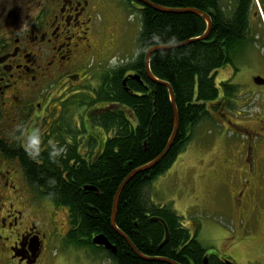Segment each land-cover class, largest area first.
I'll return each mask as SVG.
<instances>
[{
    "label": "flooded vegetation",
    "instance_id": "af4514ba",
    "mask_svg": "<svg viewBox=\"0 0 264 264\" xmlns=\"http://www.w3.org/2000/svg\"><path fill=\"white\" fill-rule=\"evenodd\" d=\"M217 1L225 13H247L249 43L260 48L250 111L222 87L216 110L209 105L211 118L232 132L237 164L221 185L229 194L238 189L231 205L233 237L248 242L264 225V0ZM124 7L141 8L135 0H0V264H52L60 253L69 221L63 225L62 207L32 186L20 156L44 158L53 146L63 147L55 158L69 154L74 164L79 154L102 149L106 134L96 133L93 120L111 104L95 99L102 75L122 64L105 60L115 43L108 38L107 48L102 30L106 17ZM130 75L138 73L125 78ZM33 130L39 138L35 157L28 143Z\"/></svg>",
    "mask_w": 264,
    "mask_h": 264
},
{
    "label": "trees",
    "instance_id": "16d2710c",
    "mask_svg": "<svg viewBox=\"0 0 264 264\" xmlns=\"http://www.w3.org/2000/svg\"><path fill=\"white\" fill-rule=\"evenodd\" d=\"M172 10L198 9L211 17L207 39H198L207 29L206 20L192 13H170L139 3L141 31L139 52L133 61L102 75V85L95 102L111 106L104 114L96 113L93 123L106 134L103 147L91 155H78L74 164L68 157L61 160L20 156L24 173L41 196L68 212L70 232L64 244L105 255L115 264H229L228 258L208 254L171 204H156L148 186L165 174L194 136L203 120L210 119V109L219 98L216 73L228 65L236 70L235 60L249 43L247 13H225L217 0H148ZM191 41V42H189ZM189 42V43H187ZM153 47H169L153 52L150 69L153 75L170 84L175 95L179 129L166 156L152 169L134 176L124 187L118 202L116 226L144 256L134 253L111 225L114 196L135 169L156 159L164 150L174 128V112L168 89L150 81L145 72V54ZM136 72L141 82L124 78ZM221 87L232 96L238 86L230 80ZM99 131V130H98ZM97 133V132H96ZM97 147V141L94 139ZM94 149V147H93ZM62 163V165L60 164ZM54 179V183L51 179ZM92 186L96 190H88ZM161 218L165 229L152 218ZM105 235L116 247V253L93 244V237ZM97 254V255H96Z\"/></svg>",
    "mask_w": 264,
    "mask_h": 264
},
{
    "label": "rangeland",
    "instance_id": "374dc122",
    "mask_svg": "<svg viewBox=\"0 0 264 264\" xmlns=\"http://www.w3.org/2000/svg\"><path fill=\"white\" fill-rule=\"evenodd\" d=\"M115 16H107L103 24L104 44L109 48L108 38L115 43L114 48L105 55V60L118 64L133 61L139 52V11L124 7ZM114 30L117 31L116 35H112ZM250 36L253 38V34ZM259 54L260 48L252 42L248 43L235 60L238 69L228 65L219 69L215 78L219 88L222 82L228 80L237 85L234 97L229 98L234 103L247 106L249 111L251 76L259 69ZM208 108L211 109L209 105ZM96 132H99L98 129ZM231 140L232 132L222 128L213 118L203 120L195 129L185 152L171 169L148 186V192L154 203L171 204L182 217L183 225L192 233L198 231V240L208 254H218L235 264H263L264 258L261 263L256 258L264 257V240L258 238L259 235L264 238V225L257 231V239L247 242L233 237L237 224L232 219L231 205L238 189H233V194H229L221 185L228 180V176L231 178L237 164L235 155L230 151ZM238 177V183L244 182L243 175ZM58 217L66 225L67 209L61 208ZM59 252L52 264H115L104 254L95 256L86 249L65 244Z\"/></svg>",
    "mask_w": 264,
    "mask_h": 264
},
{
    "label": "water",
    "instance_id": "95a60500",
    "mask_svg": "<svg viewBox=\"0 0 264 264\" xmlns=\"http://www.w3.org/2000/svg\"><path fill=\"white\" fill-rule=\"evenodd\" d=\"M136 2L138 3H142L146 6H149L155 10H158V11H162V12H170V13H192V14H195V15H198V16H201L203 17L206 22H207V29H206V32L201 36L199 37L198 39L202 40V39H207L209 37V34H210V31H211V18L210 16L201 11V10H198V9H184V10H172V9H166V8H162L158 5H155L153 3H151L150 1L148 0H135ZM191 42V41H189ZM187 42V43H189ZM166 48H169V47H153V48H150L146 54H145V72H146V75L148 77V79L154 83H157V84H160V85H163L165 86L168 91H169V94H170V98H171V103H172V108H173V112H174V128H173V132L171 134V137L169 138L164 150L162 151V153L156 158L154 159L153 161H151L150 163L142 166V167H139L137 169H135L134 171H132L127 177L126 179L122 182V184L120 185V187L118 188L115 196H114V202H113V210H112V217H111V225L113 227V229L117 232V234L119 236H121L122 238L125 239V241L128 243V245L131 247V249L134 251V253L136 255H138L139 257L141 258H144V256L136 249V247L133 245V243L131 242V240L124 234L122 233L116 226V215H117V208H118V202H119V198H120V195L124 189V187L126 186V184L134 177L136 176L137 174L139 173H143V172H146L150 169H152L153 167H155L165 156L166 154L168 153V151L170 150V148L172 147L174 141H175V138L177 136V133H178V129H179V117H178V111H177V108H176V105H175V95H174V91L172 89V87L170 86L169 83L165 82V81H161L159 79H157L151 69H150V58H151V54L157 50H161V49H166ZM130 78L134 79V80H137L139 82H141V77L139 75H130L129 76ZM125 78L124 79V84L126 83V80L129 78ZM86 189L88 190H96L94 187L92 186H86ZM153 221H156V222H160L164 229H165V240L163 241V243L161 245H164L167 240H168V237H169V231H168V227L166 225V223L164 222V220H162L161 218H152ZM93 244L97 245V246H101V247H104L106 250L112 252L113 254L116 253V247L111 244V242L108 240V238L103 235V234H99V235H96L93 237ZM161 261H164L166 263H169V264H178L177 262L175 261H172V260H167V259H162ZM229 264H233L231 262L228 261ZM204 264H208V260L207 258L205 259L204 261Z\"/></svg>",
    "mask_w": 264,
    "mask_h": 264
},
{
    "label": "clouds",
    "instance_id": "9594fccd",
    "mask_svg": "<svg viewBox=\"0 0 264 264\" xmlns=\"http://www.w3.org/2000/svg\"><path fill=\"white\" fill-rule=\"evenodd\" d=\"M28 143L33 146L34 151L30 153L33 157L38 153V148L36 147L39 144V138L36 134V130H33L32 133L29 134ZM64 151L63 147L57 149L55 146H53V150L50 153V158H54L58 155H60ZM51 182H55L54 179L50 178Z\"/></svg>",
    "mask_w": 264,
    "mask_h": 264
},
{
    "label": "crops",
    "instance_id": "0c3cea01",
    "mask_svg": "<svg viewBox=\"0 0 264 264\" xmlns=\"http://www.w3.org/2000/svg\"><path fill=\"white\" fill-rule=\"evenodd\" d=\"M184 152H185V151L181 152V153L178 155V157H179L180 155H182ZM178 157H177V159H178ZM177 159H176V161H177ZM176 161H175V162H176ZM174 164H175V163H174ZM174 164H173V165H174ZM173 165H172V166H173ZM171 168H172V167H171ZM171 168H170V169H171Z\"/></svg>",
    "mask_w": 264,
    "mask_h": 264
},
{
    "label": "bare ground",
    "instance_id": "6f19581e",
    "mask_svg": "<svg viewBox=\"0 0 264 264\" xmlns=\"http://www.w3.org/2000/svg\"><path fill=\"white\" fill-rule=\"evenodd\" d=\"M155 218H158V217H155Z\"/></svg>",
    "mask_w": 264,
    "mask_h": 264
}]
</instances>
